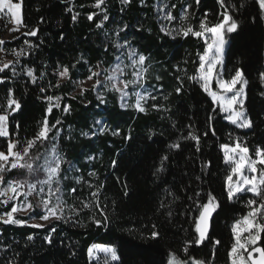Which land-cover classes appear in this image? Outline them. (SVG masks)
<instances>
[{"label": "trees", "instance_id": "trees-1", "mask_svg": "<svg viewBox=\"0 0 264 264\" xmlns=\"http://www.w3.org/2000/svg\"><path fill=\"white\" fill-rule=\"evenodd\" d=\"M157 1L104 0L96 8V0H20V34H12L0 45V51L9 55L25 49V55L15 64L17 74L13 76L10 70L0 74L7 78L6 83L0 84V105L4 106L0 114L9 115V136L0 138V151L7 153L8 142L20 141L18 149H22L27 140L35 139L46 115L50 127L59 120L61 123L49 133V140L44 145L37 143V148L43 153L45 146L50 151L54 144L63 158L60 187L70 219L53 221L44 228L0 222V264H167L172 254L183 260L186 254L182 249L195 233L193 221L198 215L193 201L188 199L194 189L218 196L226 211L218 208L210 222L209 236L221 243L205 241L199 247L192 244L188 246L189 253L205 258L215 252L212 264H229L227 253L234 243L231 228L250 210L248 199H257L255 206L260 201L250 193L232 202L226 200L230 170L221 145L234 147L239 140L249 148L251 159H256L254 149L264 148L263 15L258 14L254 0H225L228 14L234 16L239 28L225 33L221 78L228 79L238 67L249 81L245 108L253 126L238 128L226 121L198 81L189 79L197 76L199 55L205 50L202 38L189 34L173 39L161 32ZM161 1L176 17L168 21L170 29L179 28L185 16V23L194 30H200L199 22L204 19L209 27L222 21L224 9L217 0H200L199 4L196 0ZM89 14H94L91 21ZM105 14L107 21L103 20ZM73 16L77 17L75 21ZM97 24L103 26L97 28ZM3 26L0 23V39ZM36 28L39 31L33 39L23 35ZM118 32L120 36L116 35ZM125 34L131 46L149 58L145 63V87L157 99L147 101L146 113L133 107L121 108L119 95L112 90L76 93V84L87 80L89 69L108 70L115 63L119 52L113 45L123 43L121 37ZM25 40L33 47L28 48ZM15 60L16 57L11 61ZM29 67L37 75L35 82L24 71ZM63 67L69 68V76L59 82L58 71ZM41 87L46 91L42 93ZM177 87L181 88L179 93ZM48 96L54 99L49 101ZM57 96L61 98V108L55 107ZM9 98L21 103L19 111L13 113L7 108ZM153 103L160 105V110L153 109ZM50 105L53 112L47 114ZM64 106H69L70 111H62ZM207 117H211L210 126ZM101 128L105 131L101 132ZM116 129L120 130L119 136L112 135ZM193 129L201 135L200 152L195 151L194 141L182 139ZM205 130L207 136L202 135ZM84 132L89 135H82ZM125 136H131V140H125ZM171 143L180 144L179 149H169ZM165 154L169 156L166 170L153 175ZM113 160L116 166L112 165ZM205 162H210V166L202 171ZM259 168L264 171V166ZM197 176L201 179L197 180ZM6 177L32 179L26 170H13ZM72 188L75 193L70 191ZM97 189L98 199L91 196ZM161 201L171 207V218L166 216V208L159 207ZM84 203L92 206L82 208ZM97 203L99 208L95 207ZM12 205L0 204V215L10 211ZM69 207L81 210L77 215L68 211ZM100 209L106 212L108 221L106 226L98 227L92 218L102 220ZM15 218L26 219L27 215ZM153 224L160 236L148 239ZM53 227L49 244L44 237ZM29 234L34 236L31 241L27 240ZM98 245L116 247L119 260H90L88 249ZM257 246L264 248V232Z\"/></svg>", "mask_w": 264, "mask_h": 264}, {"label": "snow or ice", "instance_id": "snow-or-ice-1", "mask_svg": "<svg viewBox=\"0 0 264 264\" xmlns=\"http://www.w3.org/2000/svg\"><path fill=\"white\" fill-rule=\"evenodd\" d=\"M125 3H130V0H124ZM220 7L224 9V12L221 13L222 21L216 23L213 26H208L207 20H201L199 22V29L194 30L191 24H186L185 21L188 20V17L185 16L180 21L179 28L169 29L166 26L161 27V32L165 35L172 37L173 39L177 35H183L188 37L191 34L194 37H201L204 32H209L212 34V42L207 45L203 55H199V64L198 72L199 76H192L189 79L193 81H199L200 87L204 92L208 93L212 97L214 103L219 104L220 110L228 113L227 119L231 124L235 125L238 128H251L253 126V121L251 116L248 113V110L245 108L246 88L249 84L248 79L245 77L244 72L240 68L234 69V74H231L228 79L218 78L221 76L220 69L223 66V56H224V46H225V31L232 33L239 28V24L234 19L233 15L228 14V5H226L225 0H217ZM196 3L199 4L200 0H196ZM254 3L258 5V14L264 15V0H254ZM104 4V0H96L95 7L100 8ZM175 7V5H172ZM7 9V13L10 14V17L6 16L5 19H14L19 25L21 22V4L13 3L12 0H0V13L4 12ZM94 14L88 15V20H93ZM207 14H205V17ZM76 16H73L72 19L75 21ZM164 19L171 22L176 19L171 12H167L164 16ZM103 20H109V17L105 14ZM97 28H101L102 24H97ZM27 27V25H25ZM12 31H19V28H13ZM39 29H31L28 32L23 33L25 36H37ZM124 29H121L123 32ZM117 36H120V32L116 33ZM63 39V36L60 37ZM123 43H115L113 46L119 52V55L115 57L116 67L113 70L112 75H108L105 70L101 69L100 71L92 72L87 77L88 80H92L93 77H96L95 83L92 85L93 90L98 88H110L112 91L119 93L120 99L123 101L121 103V108L133 107L139 113H146L148 109L144 106L149 99L155 101L157 96L149 91L145 87L146 80L143 75L147 71L145 67L146 60L149 59L144 54L138 53L137 50L131 46L130 41L127 40L126 34L121 37ZM6 43L5 41H0V45ZM24 43L28 48H32L33 45L27 40ZM2 50V49H0ZM16 56L15 61H9L7 63L0 62V74L5 73L6 70H10L12 75L15 76L16 68L15 64L19 63L21 56L25 55V49L21 48L19 52L14 53ZM127 57L128 64H124V67L121 68L123 64V57ZM131 67L133 69L131 76L132 79L122 78L124 75V69ZM219 66V67H218ZM99 67V66H97ZM27 77L31 78L32 82H35L37 75L34 74L32 68H27L26 70ZM58 75L61 78L69 76V68L63 67L62 70L58 71ZM157 80L160 77H156ZM177 79H180L178 76ZM216 79L221 94H218L216 91H212L210 85ZM7 78L0 76V84L6 83ZM241 85L237 88V85ZM59 86V85H57ZM140 88L143 91H133L130 93L129 89ZM40 91L43 93L46 91L45 88L41 87ZM83 89H81V95L83 94ZM181 91L180 87L176 88V92ZM223 93H232L231 96H225ZM130 95L135 96V102L132 105L127 103V100ZM261 96H264V92H261ZM167 99V96L163 97ZM47 99L52 101L54 97L48 96ZM60 97H55L56 108H61L59 103ZM103 102V100L101 101ZM21 103L16 100L9 98L7 99V108L11 109L13 113L21 109ZM153 109L160 110L161 106L153 103L151 105ZM166 110V109H165ZM4 111V106L0 105V112ZM62 111L65 113L70 111L69 106H64ZM53 112V106H49L46 109L47 114ZM9 115L0 114V138H5L9 136ZM211 117H207L206 123H209L210 126ZM60 121L56 120L55 123L49 126V121L47 115L43 121V128L39 131L35 139L27 140L26 146H23L22 149H18V146L21 144L20 141L8 142L7 143V154L5 151H0V197L5 199L0 200V203L5 205L9 204L11 201H15L18 197L23 196V201L18 205L13 204L10 211H6L3 216H0V222L4 224L20 225V226H29L32 228H44L47 225L45 223H40L36 221L48 222L49 220H62L67 221L70 219L66 215L65 201L63 199V191L59 186V175L61 172V167L63 163V158L59 155L55 145H52L51 150L45 146L44 152L41 153L39 148H37V143L44 145L45 141L49 140V133L52 129L57 128L60 125ZM175 127V124H173ZM18 128V125H17ZM189 128H192L189 125ZM101 132H104L105 129L101 128ZM120 130L116 129L112 131L113 136H119ZM84 136H88L89 133H82ZM95 135V133H92ZM203 136L208 135V131L205 130L202 133ZM212 135H215V131H212ZM54 139V137H53ZM125 140H131V136H125ZM183 140H190L195 142V151L200 152V141L201 135L197 134L195 129L188 131L187 135L182 137ZM180 144L171 143L168 145L169 149H179ZM224 151V162L231 165V174L227 175L226 184H227V196L226 200L232 202L234 199L243 198L244 195L251 193L253 197L259 198V205L257 199H248L247 205L249 211L247 215L243 216L242 220L236 221V223L231 228L232 236L234 237L235 242L231 244L230 251L227 253L230 264H264V248L262 247H252L249 250L250 246H255L257 242L261 239V233L264 232V171L259 173V176L256 175L258 172L257 165H264V148L254 149L256 159H251L249 155V148L246 145L237 140L234 147H230L228 144L221 145ZM36 148V151L33 152V149ZM14 149H17L14 151ZM11 158V159H10ZM91 159V157H89ZM169 160L167 154L161 156L159 161V167L155 169L153 175L158 176L160 173H163L166 170V162ZM112 165L116 166V161H112ZM210 166V162H205L202 165L201 170ZM13 170H26L27 173L31 176V180H21V179H7L6 174ZM248 171L250 175H246L245 172ZM41 176H44V179H41ZM238 177V180L234 182L233 177ZM197 180L201 177L197 176ZM91 187V185L89 186ZM125 187H127L125 185ZM22 189H26L22 191ZM72 193L76 192L75 188L70 189ZM99 189L97 191L91 192V196L98 199ZM37 195L40 197L39 202L34 206L28 199L30 195ZM127 195V191L125 192ZM168 195H173V193L168 192ZM179 199V197H175ZM188 199L193 201V206L196 209L198 215L193 221L195 224V233L190 236L187 240L186 246L182 251L186 254V258L181 260L177 255L172 254L167 261V264H212V260L215 259V252L211 254L210 257L198 258L195 255L189 253V245H196L199 247L204 244L205 241H208L211 244L219 245L220 240H212L209 236L210 231V220L213 216V213L219 208L221 211H226L225 208L221 206L218 196L214 195L212 192H206L202 194V190H193V196L188 197ZM92 205L89 203H84L82 208H89ZM255 206V207H254ZM96 208H99V204L95 205ZM159 207L161 209H167L166 216L171 218L173 216V211L171 207L166 204L164 201H161ZM39 208L40 211L37 212L36 209ZM81 209H76L69 207L68 211H72L79 214ZM18 211H24L27 213L26 219H17L14 217V214ZM191 211V209H189ZM100 215L102 220H97L94 217L92 218V223L96 226H106L108 221V216L103 209H100ZM6 217V218H4ZM257 217L260 219L258 220ZM156 225H152V231L148 239H156L160 236V233L156 231ZM55 232V228L50 229L49 235L44 237V240L51 244L52 237L51 233ZM247 233V237H243V234ZM34 239V236L29 234L27 240L31 241ZM96 251L95 248L88 249V255L91 257ZM100 252L110 254L112 261L119 260L116 247H101L99 248ZM258 253L259 257L254 258L253 254Z\"/></svg>", "mask_w": 264, "mask_h": 264}, {"label": "rangeland", "instance_id": "rangeland-1", "mask_svg": "<svg viewBox=\"0 0 264 264\" xmlns=\"http://www.w3.org/2000/svg\"><path fill=\"white\" fill-rule=\"evenodd\" d=\"M12 2H13V3H20V1H14V0H12ZM157 12H158V14H159L158 16H159V21H160V29H161L162 26H166L167 28L170 29V27H169V25H168V21L164 19L165 14H166L167 12H170V11L167 10V9L165 8V6L163 5V2H162L161 0L157 1ZM8 17H10V14L8 15ZM6 23H7L8 25H7L6 29H4V34H3V37H1L0 41H5V40H7L8 37L11 36V33L14 32V31H12L13 28H19V29H20V24H21V22H20V24L18 25L14 19H10V18H9V19L6 20ZM263 24H264V15H263ZM225 33H227V32L225 31ZM225 33H224V36H225ZM201 38H202V40H203V42H204V44H205V50H206V49H207V45H208L209 43L212 42V34L209 33V32H204V34L201 36ZM225 41H226V40H225ZM225 46H226V43H225ZM225 46H224V49H225ZM205 50H204V52H205ZM15 52H18V51L15 50V51L12 52V54L9 55V54H5L4 52L0 51V62L7 63V62L11 61L13 58L16 57L15 54H14ZM203 54H204V53H203ZM203 54H202V55H203ZM263 56H264V45H263ZM128 63H129V62H128V60H127V57H126V56L123 57V64H121V68L124 67V64H128ZM0 66H2V64H0ZM115 67H116V60H115V63H114V64H113L108 70H105L106 73H107L108 75H112V74H113V70L115 69ZM145 67H146V69H147V71H148V68H147L146 64H145ZM218 67H219V66H218ZM101 69H102V68L99 67L96 71H100ZM103 70H104V69H103ZM132 71H133V69H132L130 66H129L128 68H125V69H124V75H123L122 78H126V79H132V78H134V77L131 76ZM147 71L143 73V75H144V77H145V80H146V74H147ZM220 72H221V69H220ZM198 76H199V72L197 71V77H198ZM58 77H59V75H58ZM218 78H221V76L218 77ZM96 79H97L96 77H93L92 80H88V79H87V80H85V81H83V82L77 83V84H76V93H81V89H83V90L93 89V88H92V85L95 83V80H96ZM66 80H67V77H65V78H61V77H59V82H64V81H66ZM197 81H198V80H197ZM198 83L200 84L199 81H198ZM240 86H241V85L238 84L236 87L239 88ZM210 88H211L212 91H216L218 94H221V90H220V88H219V85H218L216 79H213V81H212V83H211V85H210ZM102 89H105V88H98V89H96V90H94V91H95V92H99V91H101ZM107 90H111V89L108 88ZM129 91H130V93H131V92H133V91H143V90L140 89V88H135L134 90H133L132 88H130ZM205 93H206V92H205ZM117 94L119 95V93H117ZM206 94L208 95V93H206ZM223 95H225V96H231L232 93H223ZM208 96H209V95H208ZM209 97H210L211 101L213 102L212 97H211V96H209ZM134 102H135V96H134V95H130L129 98H128V100H127V103H128L129 105H131V104H134ZM119 103H120V105H121V103H123V101L120 99V95H119ZM213 104H214V106L220 111V113L223 114V115L225 116L226 121L230 122V121L227 119V115H228V113H225V112L221 111V110H220V107H219V104L214 103V102H213ZM230 123H231V122H230ZM5 138H6V137H5ZM222 151H223V149H222ZM5 154H7V153H5ZM223 154H224V151H223ZM10 159H11V158H10ZM227 165H228V167H229L230 174H231V165H229V164H227ZM259 166H264V165H259V164L257 165V168H258V172L256 173L257 176H259V173L261 172ZM245 174H246V175H250L251 173H249L248 171H246ZM42 179H44V177H43ZM58 179H59V186H60V185H61V183H60V178L58 177ZM76 180L78 181V180H79V177H77ZM233 180H234V182L237 181V180H238V177L234 176V177H233ZM226 187H227V184H226ZM24 190H26V189H22V191H24ZM250 194H251V193H250ZM3 199H5V198H4V197H0V200H3ZM28 199H29V201H30L34 206H36V205L38 204V202H39L40 197L37 196V195H35V194H33V195H30V196L28 197ZM22 201H23V196H20V197H18L15 201H11V202H9V203L17 204V205H18V204H19L20 202H22ZM0 204H3V203H0ZM3 205H4V204H3ZM37 210L40 211L39 208H37ZM16 215L26 216L27 213L24 212V211H18L17 213L14 214V217H15ZM0 216H3V214L0 215ZM4 218H6V217H4ZM257 219L259 220L260 218L257 217ZM239 220H242V218L239 219ZM56 221H57V220H56ZM36 222L45 223V224L47 225V224L53 222V220H49L48 222H43V221H36ZM247 235H248L247 233H244L242 239H243L244 237H247ZM234 242H235V240H234ZM101 247H104V246H100V245H98V246H92V247H90V248H95V249H96V251H94L93 255H92L91 257H89L90 260H102V261H105V262H111L112 260H111V256H110V254H106V253H103V252H100V251H99V248H101ZM252 247H257V244H256L255 246H250V247H249V250H251ZM88 256H89V255H88ZM170 256H171V255H170ZM170 256L168 257V259L170 258ZM167 261H168V260H167ZM229 264H230V260H229Z\"/></svg>", "mask_w": 264, "mask_h": 264}, {"label": "built area", "instance_id": "built-area-1", "mask_svg": "<svg viewBox=\"0 0 264 264\" xmlns=\"http://www.w3.org/2000/svg\"><path fill=\"white\" fill-rule=\"evenodd\" d=\"M14 1H20V0H14ZM9 14L7 13V9L4 10V12L0 13V23L4 24V29H6L7 25L5 24V17L8 16ZM12 34H20V29L19 31H14L11 33Z\"/></svg>", "mask_w": 264, "mask_h": 264}, {"label": "water", "instance_id": "water-1", "mask_svg": "<svg viewBox=\"0 0 264 264\" xmlns=\"http://www.w3.org/2000/svg\"><path fill=\"white\" fill-rule=\"evenodd\" d=\"M30 38L33 39L34 37L30 36ZM210 222H211V220H210ZM253 256H254V258H258L259 257V254L258 253H254Z\"/></svg>", "mask_w": 264, "mask_h": 264}]
</instances>
